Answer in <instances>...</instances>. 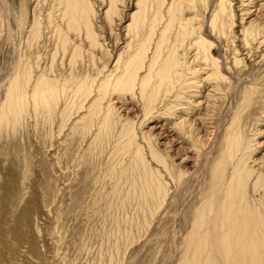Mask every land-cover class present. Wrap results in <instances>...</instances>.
Instances as JSON below:
<instances>
[{"label": "rangeland", "instance_id": "374dc122", "mask_svg": "<svg viewBox=\"0 0 264 264\" xmlns=\"http://www.w3.org/2000/svg\"><path fill=\"white\" fill-rule=\"evenodd\" d=\"M70 2L0 0V264H184L233 186L264 222V0Z\"/></svg>", "mask_w": 264, "mask_h": 264}, {"label": "bare ground", "instance_id": "6f19581e", "mask_svg": "<svg viewBox=\"0 0 264 264\" xmlns=\"http://www.w3.org/2000/svg\"><path fill=\"white\" fill-rule=\"evenodd\" d=\"M70 1L72 3L75 2V0ZM173 52L174 51L170 53L172 54ZM170 57L168 62L166 64L164 63L165 70L162 69L163 72H161L164 78L169 75L176 63L175 54H172ZM130 78L133 79L131 76ZM12 85L13 83L11 84L8 98L11 101V110L17 112L18 110L16 107H20L19 100L21 96L19 91H17L18 87L16 88L15 85ZM36 86L35 103L40 105L49 102L48 95L53 96L55 94L51 87H49L50 85L45 82H40L38 85L36 84ZM46 92H49V94ZM237 173L239 172L237 171ZM240 175L241 174H236L234 177L236 179L234 180L237 181L239 185L243 182V178H241ZM237 189L233 186L226 191L227 197L224 203L220 204L219 207L216 206V209L213 205V208L211 207L212 209H210L209 205H206L201 212H199L197 222L193 227L194 232L188 240L189 251H195V258H189V256L184 264H197L203 257H207L206 261H204L205 264H211V261L214 260V255L224 264H264V222H261L259 220L261 219L258 216L259 214L257 215L251 210L252 208L248 209L244 202L240 204L235 202L238 194L240 195V189L238 191ZM211 211H214L215 214L211 223L212 231L204 232L207 226L208 212ZM208 223H210V221Z\"/></svg>", "mask_w": 264, "mask_h": 264}]
</instances>
